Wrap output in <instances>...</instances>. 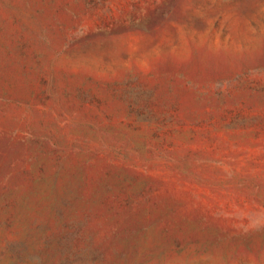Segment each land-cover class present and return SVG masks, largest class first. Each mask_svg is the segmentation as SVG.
I'll list each match as a JSON object with an SVG mask.
<instances>
[{"label":"rangeland","instance_id":"obj_1","mask_svg":"<svg viewBox=\"0 0 264 264\" xmlns=\"http://www.w3.org/2000/svg\"><path fill=\"white\" fill-rule=\"evenodd\" d=\"M0 264H264V0H0Z\"/></svg>","mask_w":264,"mask_h":264}]
</instances>
